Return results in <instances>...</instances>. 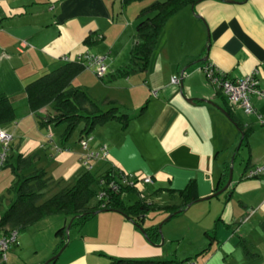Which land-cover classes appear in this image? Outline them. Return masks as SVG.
I'll return each mask as SVG.
<instances>
[{"label": "crops", "instance_id": "obj_1", "mask_svg": "<svg viewBox=\"0 0 264 264\" xmlns=\"http://www.w3.org/2000/svg\"><path fill=\"white\" fill-rule=\"evenodd\" d=\"M125 6L123 0H1L0 93L22 95L28 82L62 66L56 63L65 62L63 56L74 61L87 52L101 55L108 73L95 80L82 75L83 70L72 84L85 89L104 109L113 102L131 119L126 126L110 121L94 128L90 148L105 145L107 155L92 161V172L118 168L139 178L137 186L145 194L180 190L195 180L198 197L203 198L227 183L230 167L233 172L232 154L233 159L241 155L243 167L236 176L232 173L227 191L193 202L163 222H171L164 227L172 244L168 248L158 224L169 213L152 211L137 226L126 215L106 210L82 225L71 224L69 241L52 264H182L189 259L196 264H264V174L249 176L250 170L264 164V125L238 106L231 107L235 121L230 119L223 95L200 69L211 63L230 80L257 69L258 86L264 90V0H202L193 10L181 9L164 26L147 66L134 69L129 67L139 12L134 22ZM87 37L92 40L86 42ZM204 54L207 60L195 66ZM173 77L179 83H173ZM251 103L264 117V99L252 95ZM14 108L15 120L20 119L16 130L24 120L30 126L38 122L25 98ZM237 123L250 128L244 140ZM4 129L10 133V125ZM65 145L68 149L51 158L72 182L82 172L76 171L81 149L77 151L79 143ZM240 147L242 153L237 151ZM148 176L152 183L143 184L141 179ZM51 177L59 175L54 172ZM150 198L181 203L176 194L165 192ZM123 200L132 204L137 196ZM156 214H162L158 220ZM62 222L59 227L66 228V217L55 223ZM153 226L157 233L150 239L146 230ZM57 229L35 261L55 254L60 242Z\"/></svg>", "mask_w": 264, "mask_h": 264}, {"label": "trees", "instance_id": "obj_2", "mask_svg": "<svg viewBox=\"0 0 264 264\" xmlns=\"http://www.w3.org/2000/svg\"><path fill=\"white\" fill-rule=\"evenodd\" d=\"M134 1L142 0H123V4ZM200 1L154 0L141 8L136 25V43L131 50L132 65L129 68L134 69L136 66L145 68L168 20L181 9L195 6ZM89 38H86V42L92 40ZM85 68L84 62L65 61L62 66L45 72L28 82L22 95L11 96L0 93V126L15 120L14 103L21 97L26 99L29 110L37 117L41 127L50 124H64L61 134L63 143L67 142L76 129H79L78 143L80 144L82 138L92 137L91 133L97 125L117 121L126 126L131 117L120 111L113 102L108 101V108L104 109L85 89L72 84L74 77ZM120 72H124V69H121ZM220 94L222 93L220 92ZM223 97L228 104L227 112L230 119L234 120L232 105L224 95ZM50 105L52 110L48 109L45 113H40L41 109L48 108ZM237 126L240 133L243 134L244 140L251 132L250 128H243L239 123ZM55 145L57 146L56 143ZM59 148H61L60 152L68 149L66 145ZM33 158L34 155L31 153L18 154L14 168L15 177L8 188L13 197L7 208L0 214V233L3 237H9L13 230L19 232L20 229L41 219L57 214L69 216L72 225L79 226L92 217L94 211L102 209L118 211L134 221L137 226H142V222L152 211L174 213L178 209L183 210L189 203L199 199L195 180L189 181L180 190L164 188L157 189L152 194H145V190L139 189L136 183L130 186L122 181L128 176V173L115 167H110L101 173L92 172V169H86L81 164L80 159L79 163L83 171L72 182L60 186V183L54 182L43 168L34 166ZM101 179L107 183L114 181L118 184V190L113 191L107 184H101ZM56 187L59 189L47 197L46 194ZM100 190H104L106 194L98 199L97 195ZM157 192L176 194L181 203L168 204L151 199L150 197ZM130 194L136 195L137 200L132 204H126L123 198ZM2 201L0 198V205H2ZM146 231L151 239L152 235L157 233V227H150ZM56 233L60 237L59 249L66 242L65 227H59ZM0 260L2 261L1 250ZM117 262L121 263V261ZM1 264H4V261Z\"/></svg>", "mask_w": 264, "mask_h": 264}, {"label": "rangeland", "instance_id": "obj_3", "mask_svg": "<svg viewBox=\"0 0 264 264\" xmlns=\"http://www.w3.org/2000/svg\"><path fill=\"white\" fill-rule=\"evenodd\" d=\"M154 0H142V1H134L129 4H126L124 7L125 14L127 17L131 18L134 22L136 21V15L139 12L140 8L143 6H146L153 2ZM164 1V0H160ZM187 8V7H185ZM192 14L194 17H196V13L193 11ZM135 32V31H134ZM208 33L206 28V34ZM208 38L206 39V41ZM206 54V51H205ZM203 55V57L205 56ZM62 64L64 62H57L56 64ZM200 63H196L195 66H197ZM194 66V65H193ZM108 73V72H107ZM106 73V74H107ZM82 75L88 74L91 79L94 78L95 80L98 79V76L93 73L92 69L85 68L84 71L81 73ZM15 108L19 110V106L15 105ZM49 110H52V106L50 105L48 107ZM18 120L9 121L7 123L1 124V128L4 129L5 125H10L11 130L9 131L12 135V140L10 143V148L7 155V160L3 164L2 168L0 169V198H2V205H0V214L7 208L10 199L13 197V194L9 193V186L11 185L12 180L14 179V168L16 167V161L19 153H31L34 155V166L43 168L47 174L51 177L52 173L56 172L58 173V178H52L54 182L60 183V186H63L67 183H69V179L65 177L62 172H64V168L59 165L52 163L51 155L57 154L51 148L48 144L47 135L49 132L52 133L53 139L56 142L57 146H63V141L61 139V134L64 130V124H50L45 127H41L38 122L35 124L34 122L30 126L29 124H26V121L22 123V125L16 130L18 126ZM235 126V124H234ZM235 129L237 130L236 126ZM5 130V129H4ZM16 130V133H15ZM78 138H79V129H76L70 138L67 140L66 144L69 142V144H74L77 146L78 144ZM77 143V144H76ZM241 148V147H240ZM238 148L237 151L242 153L244 150L243 148ZM81 149V146L79 148L77 147V151ZM240 149V150H239ZM2 151V145L0 143V152ZM82 152V149H81ZM64 157V156H63ZM234 154L231 155V161H233V175L236 176L237 170L239 167H243L241 165V155H236L235 159ZM50 166V167H49ZM77 170L83 171L81 169V165L77 167ZM71 172V174L68 176L69 178H73L74 172ZM60 173V174H59ZM64 176H62V175ZM59 187H56L52 189L49 193L46 194L47 197L51 196L53 193H55ZM162 214H156L155 220H158ZM68 219L67 225L70 223L69 216H65L63 214H57V215H51L44 219H41L40 221L29 225L23 229H20L17 236V244L9 243V246L7 250L3 252L6 256V261L4 264H43L48 259L51 258L54 254L52 253L48 258L44 259L39 263L37 260L41 254H43L44 249L46 248V245L48 241H50V238L52 239V236L55 235V230L63 225V222L61 225H56L57 219L64 218ZM163 220V219H162ZM161 220V221H162ZM160 221H158L159 223ZM171 222H168L161 227L162 231V237L164 238V247L168 248V246H171V242L169 241L167 235L164 234V227L169 225ZM57 226V227H56ZM70 234V231H69ZM70 236V235H69ZM1 237V233H0ZM174 246L176 242L173 243ZM2 261L0 260V264ZM52 264V263H48Z\"/></svg>", "mask_w": 264, "mask_h": 264}, {"label": "built area", "instance_id": "obj_4", "mask_svg": "<svg viewBox=\"0 0 264 264\" xmlns=\"http://www.w3.org/2000/svg\"><path fill=\"white\" fill-rule=\"evenodd\" d=\"M1 1V0H0ZM63 60L69 61L67 56L62 57ZM105 57L101 55H94L90 53H84L83 55H78L76 61L84 62L86 68L92 69L98 77H103L106 74L107 66L104 62ZM200 69L204 72L209 82L219 90L232 106L240 107L246 114H254L258 118L259 122L264 125V117L257 113L255 108L251 103V96L256 95L259 98L264 99V90L260 89L258 86V80L256 78L257 69H254L249 75L244 78L230 80L224 71L216 68L211 63H204ZM172 82L179 83L178 77H173ZM155 94V92H154ZM48 144L55 153L60 152L61 148L53 143V135L51 132L47 135ZM93 137L88 136L80 140V146L82 153L80 155V162L86 169H92V161L96 159H105L107 155V148L102 145L98 150H92L90 148V142ZM12 140V135L0 127V143L2 145V151L0 152V169L7 159V153L10 149V143ZM264 174V164L255 167L249 171V176H257ZM125 184L133 186L137 184L140 179L128 174L127 177L122 180ZM143 184L152 183L151 177H144L141 179ZM101 184H107L109 188L113 191L118 190V184L114 181L107 183L105 180H100ZM105 191L100 190L98 192V199L105 196ZM103 206V204H102ZM18 231H11L9 237H0V250L2 252V261H6V256L3 254L7 250L9 243H17ZM182 264H196L194 260L189 259Z\"/></svg>", "mask_w": 264, "mask_h": 264}, {"label": "water", "instance_id": "obj_5", "mask_svg": "<svg viewBox=\"0 0 264 264\" xmlns=\"http://www.w3.org/2000/svg\"><path fill=\"white\" fill-rule=\"evenodd\" d=\"M202 1V0H201ZM222 1H224V2H227V3H234L235 2V0H222ZM191 9L193 10L194 9V5L193 6H191ZM196 17H199L198 16V14H196ZM200 18V17H199ZM208 29V28H207ZM206 49H207V47H206ZM207 60V55H205L202 59H198V60H196L193 64H196V63H199V62H202V61H206ZM195 100L194 99H188V102H190V103H193ZM218 107V109L220 110V111H222L225 115H227V112L222 108V107H220V106H217ZM240 144H241V141L239 142V144H238V147L240 146ZM232 167H230V169H229V175H228V180H227V183L219 190V191H217V192H215V193H213L212 195H209V196H206V197H203V198H199V199H197L196 201H201V200H208V199H211L212 197H214V196H218L219 194H221V193H223V192H225V191H227L228 190V188H229V186L231 185V182H232ZM196 201H194V202H196ZM193 203V202H192ZM192 203H189L188 205H187V207L188 206H190ZM107 209H102V210H96V211H94L93 213H92V215H95V214H97V213H99V212H101V211H106ZM182 211V209H178L177 211H175L174 213H170L162 222H160L159 224H158V231H159V233H160V236H161V239H163V237H162V231H161V226H162V224H163V222H166L167 220H169L170 218H172L174 215H176V214H178V213H180ZM71 224H72V220L70 221V223L66 226V228H65V233H66V242L63 244V246L57 251V253H55L50 259H48L44 264H48V263H53L54 262V260H56L59 256H60V254L62 253V251L64 250V248L66 247V245H67V243H68V241H69V229H70V227H71ZM141 229V231L143 232V234H145V232H144V230L142 229V228H140Z\"/></svg>", "mask_w": 264, "mask_h": 264}]
</instances>
